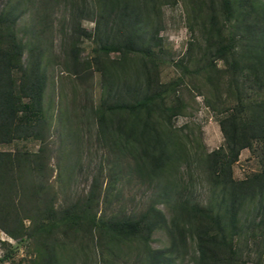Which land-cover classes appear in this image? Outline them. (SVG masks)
I'll list each match as a JSON object with an SVG mask.
<instances>
[{
    "label": "rangeland",
    "instance_id": "1",
    "mask_svg": "<svg viewBox=\"0 0 264 264\" xmlns=\"http://www.w3.org/2000/svg\"><path fill=\"white\" fill-rule=\"evenodd\" d=\"M144 1L128 0L124 3L138 9L142 5L140 10L145 16L140 25L142 34L148 36L154 28H160L161 52L164 54L158 56L162 60L159 66L161 80L180 83L169 104L176 105L177 95L185 106L172 120L168 118L169 123L162 118L164 116L154 115V121L170 146L181 154L187 152L185 154L190 155V164L176 162L174 169L169 165L174 173L172 179H177L181 185L172 199L175 203L187 197L201 204H207L211 199L217 203L221 193L208 180L204 168L199 167V156L205 157L206 153L224 144L220 120L237 105L239 93L225 60L214 58L212 44H234L235 49L228 55L230 62L234 58H251L256 52H262L264 0H253L252 6H243L245 0H233L230 18L219 0H146L148 7ZM11 7L22 12L16 23V32L26 44L23 62L29 64V48L35 41H41L46 49L42 59L46 74L44 110L49 124L52 159L45 176H38L27 168L22 173L15 172L13 178H4L0 185L3 196L0 213L7 216L10 209L7 197L14 199L16 216H20L19 221L23 220L22 226L33 230L41 212L35 211L31 204L32 210L25 212L16 204L21 202L19 188L35 179L37 186L43 183L50 188L48 197H54L59 212L83 204L94 191L92 214L98 218H138L155 206L171 225L174 202L162 195L163 184L157 186L156 182H150V176H141L135 171L132 144L126 146L120 141L105 144L100 136L97 109L103 108V101L112 87L111 73L123 86V94L127 97L129 91L143 87L144 83L140 56L112 53L106 59L103 74L99 41L104 26L97 28L94 21L103 12V0H57L48 9L41 0H0V10ZM215 28L219 30L218 38L213 37ZM75 39L81 47L78 71H74L70 55ZM180 64H186L191 73L184 74ZM19 75L16 73L17 77ZM245 95L261 100L264 99V89L256 87L255 91L247 90ZM145 118V113H126L117 123L128 122L129 126L140 128ZM125 130L127 134L130 129L126 127ZM40 145L41 142L33 138H18L8 143L0 141V152L31 154ZM258 170V158L250 149H244L234 165L233 176L243 179ZM16 190L18 192L12 195ZM20 226L21 222L18 228ZM64 235L61 232L53 236L40 233L32 238L15 239L0 228V259L4 258L1 264H44L49 259L50 243L55 244L62 264H142L148 258V248L166 252V257L173 261L165 264H195L197 256L196 241L191 237L184 247L179 246L177 252H168L171 237L167 228L160 226L152 233L148 244L143 240L115 243L116 255L107 250L98 233L93 235L88 228L76 238L73 232L68 233V238ZM248 236L240 235L236 239L243 262L264 264L261 231L258 230L254 238ZM75 252L80 253L79 260Z\"/></svg>",
    "mask_w": 264,
    "mask_h": 264
},
{
    "label": "trees",
    "instance_id": "2",
    "mask_svg": "<svg viewBox=\"0 0 264 264\" xmlns=\"http://www.w3.org/2000/svg\"><path fill=\"white\" fill-rule=\"evenodd\" d=\"M127 1L103 0V12L94 20L97 28L104 26L103 36L99 41V49L103 53V74L107 67L106 59L112 53L140 56L144 83L143 87L129 91L127 97L123 94V86L118 84L111 73V79H114L112 87L103 101V108L97 109L100 136L105 144L113 145V142L118 141L126 146L132 144L135 171L141 176H150V182H156L157 186L163 184L162 195L174 202L172 198L181 185L177 179H172L174 173L169 165L174 169L176 162L185 161L190 164V155L185 154L187 152L181 154L170 146L154 121V115L164 116L162 118L169 123L168 118L172 120L173 116L181 113L185 106L180 96H175L176 105L169 104L180 83L162 82L159 70L162 60L158 57L164 55L161 52L163 40L159 36L160 28H154L148 36L142 34L143 28L140 25L145 17L140 10L142 5L138 9L125 4ZM219 1L230 18L233 0ZM55 2L57 0H41L45 9L54 6ZM144 2L148 7L147 1ZM246 5H254L253 0H245L243 6ZM15 9L11 7L0 10V141L8 143L18 138H33L39 140L41 145L31 154L0 152V185L6 176L13 178L15 172L22 173L27 168L38 176H45L52 159L49 124L44 110L46 74L42 59L46 49L41 41H35L29 48V64L23 62L26 44L18 38L16 32V23L22 12H16ZM41 31L44 32L43 29ZM219 36V30L215 28L213 37ZM212 46L215 49L212 52L214 58L225 60L231 69V74L235 77L234 86L239 93L237 105L220 120L224 144L206 153L205 157L199 156V167L204 168L208 180L221 193L217 203L212 199L207 204H201L189 197L181 198L172 203L174 217L171 218V225L167 224L164 213L155 206L138 218L112 217L104 220L92 214L94 191L83 204H76L74 208H65L63 212H59L54 197H48L50 188L43 183L37 186L34 179L33 182L28 181L27 186L19 188L21 202L16 204L19 210L21 208L25 212L33 207L35 211L41 212L42 216L37 219L33 230L22 226L23 220L19 221L20 216H16L18 212L14 199L8 197L6 203L10 206L9 214L6 216L0 213V228L15 239L24 236L32 238L40 233L53 236L60 232L67 238L68 233L73 232L76 238L88 228L89 233H98L108 247L107 250L116 255L115 243L120 240H143L148 244L152 233L160 226L166 227L171 237L168 252H177L180 245L184 247L188 237L195 239V264H246L236 244L237 237L249 235L254 238L258 230L264 237V99L245 95L247 90L255 91L256 87L264 89V50L256 52L251 58H234L230 62L228 55L235 49L234 44L213 42ZM80 48L75 39L70 48L74 71H78L81 66ZM180 67L184 74L191 73L186 64H180ZM208 67L211 68L209 65ZM16 73L20 75L17 77ZM126 113H145L146 118L140 128L129 126L126 121L117 123ZM126 127L130 129L127 134ZM118 147L120 146L117 145ZM244 149H250L258 158L260 170L243 179H236L233 176L234 165ZM2 197L0 194V199ZM20 222L21 226L18 228ZM48 246L49 259L44 264H62V257L57 255L55 244L50 243ZM147 252L148 258L142 264H165L173 261L171 257H166V252L152 251L150 248ZM76 253L74 255L79 260L80 253ZM1 261L4 258L0 259V264Z\"/></svg>",
    "mask_w": 264,
    "mask_h": 264
}]
</instances>
